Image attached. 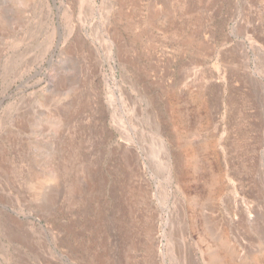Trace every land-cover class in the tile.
Returning <instances> with one entry per match:
<instances>
[{"label":"rangeland","instance_id":"1","mask_svg":"<svg viewBox=\"0 0 264 264\" xmlns=\"http://www.w3.org/2000/svg\"><path fill=\"white\" fill-rule=\"evenodd\" d=\"M48 1L0 0V264H264V0Z\"/></svg>","mask_w":264,"mask_h":264},{"label":"bare ground","instance_id":"2","mask_svg":"<svg viewBox=\"0 0 264 264\" xmlns=\"http://www.w3.org/2000/svg\"><path fill=\"white\" fill-rule=\"evenodd\" d=\"M39 2V6L42 8V9H45L47 7V9H49V13H51V6L49 4V1L48 0H38ZM163 6V5H162ZM151 8V7H150ZM165 8V7H164ZM168 9V8H167ZM56 177V175H55ZM96 177V176H95ZM44 178H52L53 180H55L54 178V175L53 173H51V171L47 172L44 174ZM45 180V179H44Z\"/></svg>","mask_w":264,"mask_h":264},{"label":"water","instance_id":"3","mask_svg":"<svg viewBox=\"0 0 264 264\" xmlns=\"http://www.w3.org/2000/svg\"><path fill=\"white\" fill-rule=\"evenodd\" d=\"M0 103H1V101H0Z\"/></svg>","mask_w":264,"mask_h":264}]
</instances>
